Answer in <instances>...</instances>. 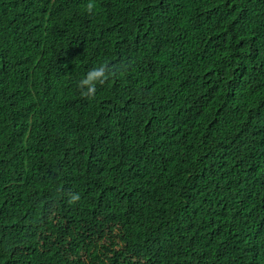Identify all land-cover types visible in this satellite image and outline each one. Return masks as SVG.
Returning <instances> with one entry per match:
<instances>
[{
	"label": "trees",
	"instance_id": "trees-1",
	"mask_svg": "<svg viewBox=\"0 0 264 264\" xmlns=\"http://www.w3.org/2000/svg\"><path fill=\"white\" fill-rule=\"evenodd\" d=\"M0 264H264V0H0Z\"/></svg>",
	"mask_w": 264,
	"mask_h": 264
},
{
	"label": "clouds",
	"instance_id": "clouds-1",
	"mask_svg": "<svg viewBox=\"0 0 264 264\" xmlns=\"http://www.w3.org/2000/svg\"><path fill=\"white\" fill-rule=\"evenodd\" d=\"M95 10L94 3L86 5V12L93 14ZM120 71L119 66L110 63H101L91 68L83 78L76 83V87L82 98H93L97 91V86L104 85L109 79L114 78ZM81 199L79 193H69L68 203L73 204Z\"/></svg>",
	"mask_w": 264,
	"mask_h": 264
}]
</instances>
